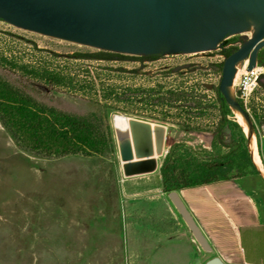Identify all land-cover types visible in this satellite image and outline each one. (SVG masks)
Wrapping results in <instances>:
<instances>
[{"label":"rangeland","instance_id":"obj_1","mask_svg":"<svg viewBox=\"0 0 264 264\" xmlns=\"http://www.w3.org/2000/svg\"><path fill=\"white\" fill-rule=\"evenodd\" d=\"M247 40L238 39L234 46L239 48ZM1 53L15 61L49 65L80 79L94 80L96 92L92 96L65 89L35 94L50 106L80 115L107 114L100 98V89L107 86L118 93L127 88L161 86L162 93L184 90L195 97L205 95L206 100L212 101L215 92L210 88L220 86L221 78L216 66L225 62L220 47L162 61L78 60L70 57L74 53L4 30H0ZM243 58L239 60L242 65H236L238 74L244 65ZM183 64L193 69L171 72ZM0 75L18 86L25 85L26 80L17 71L0 67ZM261 82L263 86H258L255 94L264 103L260 96L264 92V79ZM237 83L238 75L235 97H231L235 101ZM115 106L117 111L108 115L113 139L101 156L34 157L18 149L0 125V264H184L172 261L166 254V249L177 245L175 236L169 240L160 238L163 231L160 217L167 214L165 202L169 201L167 196L154 191L159 184L158 170L124 178L118 128L126 124L129 133L128 117L151 122L152 126L164 125L167 135L163 155L158 158L159 166L176 144L202 154L211 151L213 140L230 142V132L219 128L218 111L211 110L203 118L187 119L174 108L150 109L142 103ZM246 114L254 130L251 111ZM258 130L264 167L263 130ZM253 136L256 141L254 132ZM259 170L264 174L263 168ZM182 246L188 248L187 244ZM190 250L193 253L192 247Z\"/></svg>","mask_w":264,"mask_h":264},{"label":"water","instance_id":"obj_2","mask_svg":"<svg viewBox=\"0 0 264 264\" xmlns=\"http://www.w3.org/2000/svg\"><path fill=\"white\" fill-rule=\"evenodd\" d=\"M0 20V30L67 53L159 55L154 61L212 51L233 36L237 40L248 38L225 59L219 89L229 108L233 103L254 132L250 117L229 97L227 88L233 83L242 56L248 61L246 70L258 65L264 49V0H0ZM188 68L184 64L171 71ZM152 125L128 117L129 142L118 143L124 178L158 170L167 129ZM252 133L244 135L253 159L249 148ZM167 198L201 251L212 255L209 242L178 193L171 192ZM205 264L225 263L213 256Z\"/></svg>","mask_w":264,"mask_h":264},{"label":"trees","instance_id":"obj_3","mask_svg":"<svg viewBox=\"0 0 264 264\" xmlns=\"http://www.w3.org/2000/svg\"><path fill=\"white\" fill-rule=\"evenodd\" d=\"M235 40L236 37H232L223 45L233 43ZM236 49V46H230L221 49L220 52L226 59ZM51 55L55 58L59 57L58 54ZM9 57L0 54V67L19 72L26 82L24 87H21L0 75V125L15 146L24 153L43 159L75 155L101 156L113 139L108 120L109 112L117 111L115 108L117 104L142 103L150 109H179L187 119L203 118L211 110L218 111L219 128L230 132V142L213 140L211 151H203L202 154L184 144L174 145L158 167L161 192L166 196L182 189L259 174L250 156L244 132L235 121L219 86L210 88L215 92L212 101L206 100L205 95L195 97L191 92L184 90H166L162 93L161 86L156 89L127 88L122 93H118L111 86L102 87L100 98L103 101L102 107L108 110L107 114L90 112L80 115L50 106L39 100L35 94L47 93L53 89H65L92 96L96 92L94 80L80 79L78 75L57 67L23 63ZM70 57L94 61L128 59L154 61L158 58L156 55L137 57L105 51L76 53ZM258 66L264 67V49L259 54ZM216 67L222 72L223 62ZM262 79L264 73L258 79V86L262 85ZM95 102L98 104L97 100ZM236 102L245 113L251 111L258 154L263 162L258 129L264 127V116H258L251 103L245 106L238 97ZM188 129L189 127L186 128Z\"/></svg>","mask_w":264,"mask_h":264},{"label":"crops","instance_id":"obj_4","mask_svg":"<svg viewBox=\"0 0 264 264\" xmlns=\"http://www.w3.org/2000/svg\"><path fill=\"white\" fill-rule=\"evenodd\" d=\"M260 96L264 98V92ZM250 101L255 113L264 116V103L259 95L254 93ZM261 129L264 139V127ZM257 170L259 174L177 192L209 242L212 255L201 251L171 203L165 202L167 214L160 217L163 231L159 234L161 239L168 240L174 235L178 242L175 247L166 249L172 261L205 264L208 259L217 256L225 264H264V174ZM158 181L154 191L165 197L161 192L159 173ZM182 244L185 247L187 244L189 250ZM181 256L185 258L183 261Z\"/></svg>","mask_w":264,"mask_h":264},{"label":"bare ground","instance_id":"obj_5","mask_svg":"<svg viewBox=\"0 0 264 264\" xmlns=\"http://www.w3.org/2000/svg\"><path fill=\"white\" fill-rule=\"evenodd\" d=\"M238 66H236V74L235 77L233 79V83L227 88L228 90V95L231 98L234 92V85H235V79L238 75L241 74L242 70L240 71V73L238 74ZM230 109L233 113V116L235 118V121L238 123V125L241 127V129L243 130L244 134H246L247 136H249L250 133H252L251 131V126L249 124V122L247 121V119L245 118V116L233 105V103L230 104ZM118 140H119V144L123 145L127 142H129V133H128V128L126 124H121V126H119L118 128ZM250 150L253 151V161L255 163V165L257 166L258 169H262L263 165H262V161L259 157L258 154V149H257V145H256V141L255 138L253 136H251L250 139Z\"/></svg>","mask_w":264,"mask_h":264},{"label":"built area","instance_id":"obj_6","mask_svg":"<svg viewBox=\"0 0 264 264\" xmlns=\"http://www.w3.org/2000/svg\"><path fill=\"white\" fill-rule=\"evenodd\" d=\"M243 70L236 84L237 97L247 106L258 87V79L264 73V67L255 66L250 70H246L247 60L243 61Z\"/></svg>","mask_w":264,"mask_h":264},{"label":"flooded vegetation","instance_id":"obj_7","mask_svg":"<svg viewBox=\"0 0 264 264\" xmlns=\"http://www.w3.org/2000/svg\"><path fill=\"white\" fill-rule=\"evenodd\" d=\"M233 37H236V36H233ZM230 38H232V37H229V38H226V39H224L221 43H220V50L221 49H226V48H228V47H230V46H234V44L237 42V38H236V40H235V42H233V43H228V44H226V45H223L224 44V42L226 41V40H228V39H230ZM177 55H181V54H177ZM156 56H158V58L160 57L159 55H156ZM145 57V56H144ZM157 58V59H158ZM157 59H155V60H157ZM184 65V64H183ZM189 65V64H188ZM180 66V65H179ZM191 69H193V66H190L189 65V68L187 69V70H191ZM182 71H184V70H182Z\"/></svg>","mask_w":264,"mask_h":264}]
</instances>
